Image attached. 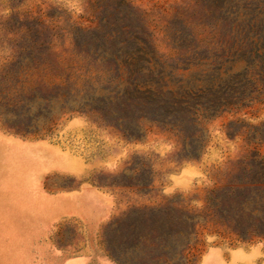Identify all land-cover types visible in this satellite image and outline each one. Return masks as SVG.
Returning a JSON list of instances; mask_svg holds the SVG:
<instances>
[{
    "label": "rangeland",
    "instance_id": "374dc122",
    "mask_svg": "<svg viewBox=\"0 0 264 264\" xmlns=\"http://www.w3.org/2000/svg\"><path fill=\"white\" fill-rule=\"evenodd\" d=\"M121 1L176 70L165 82L204 89L216 112L200 126L183 112L164 121L165 101L119 68L133 26ZM194 1L0 0V73L23 68L34 113L55 98L69 108L51 133L0 123V264H200L216 247L264 249V36L203 11L227 0L186 10ZM86 184L117 202L94 232L64 212Z\"/></svg>",
    "mask_w": 264,
    "mask_h": 264
},
{
    "label": "trees",
    "instance_id": "16d2710c",
    "mask_svg": "<svg viewBox=\"0 0 264 264\" xmlns=\"http://www.w3.org/2000/svg\"><path fill=\"white\" fill-rule=\"evenodd\" d=\"M121 2L123 3L120 4V7L126 11L133 26H130L132 47L125 52V58L121 61L119 68H122L129 79L137 81L135 85L137 94L152 96L153 98L161 97L165 101V106L170 110L162 118L164 121L183 112L187 114L188 118H191L195 126H200L203 120L212 117V112H216V108L213 110L209 106L204 107L200 104L198 99L201 98L200 94L204 89L196 84H185L182 80L178 82L169 80L171 84L168 81L165 82V80L177 75L176 70L169 71L166 62L158 56L147 33L148 24L144 16L131 4ZM211 3L203 11L209 13L214 9L215 11L219 9L227 19H230L232 35L243 34L245 29L243 24L247 20L249 34L252 32L250 38L252 43L254 40L259 42L260 38L264 36V0H227L223 1L221 5L217 1H211ZM200 4L199 0H195L194 3L190 2L186 5V10L195 12L199 9ZM187 24L192 26L191 22H187ZM262 49L264 50V48ZM22 69L16 64H11L0 73V123L11 131L29 134L31 125L42 121L43 128L41 129L51 133L57 125V116L64 111H69V108H60L58 106L60 104L59 99L55 98L54 105L49 104L48 109H42L38 104L39 109L34 113L28 104H37L40 97L36 94L31 98L27 97V90L25 89L27 81H21ZM113 95L114 90L107 91V96L103 97L102 100L112 102ZM38 129L40 128H33V131ZM201 130L204 133V128ZM203 148L204 145H199L198 153Z\"/></svg>",
    "mask_w": 264,
    "mask_h": 264
},
{
    "label": "crops",
    "instance_id": "0c3cea01",
    "mask_svg": "<svg viewBox=\"0 0 264 264\" xmlns=\"http://www.w3.org/2000/svg\"><path fill=\"white\" fill-rule=\"evenodd\" d=\"M70 206L64 209L67 216L85 218L91 232L109 219L117 210L115 198L106 191L83 185L80 190L69 194ZM92 202L98 207L96 213L87 211L86 203ZM264 264V249L261 246L250 248H236L226 255L224 249L216 247L210 249L202 258L200 264Z\"/></svg>",
    "mask_w": 264,
    "mask_h": 264
}]
</instances>
